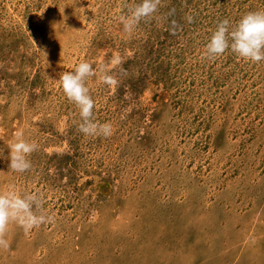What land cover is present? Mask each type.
Listing matches in <instances>:
<instances>
[{
	"label": "rangeland",
	"instance_id": "374dc122",
	"mask_svg": "<svg viewBox=\"0 0 264 264\" xmlns=\"http://www.w3.org/2000/svg\"><path fill=\"white\" fill-rule=\"evenodd\" d=\"M138 3L0 0V194L36 195L46 217L9 222L0 264H264V61L204 55L264 0H158L126 33ZM81 61L108 137L79 131L59 86ZM18 130L37 145L23 173Z\"/></svg>",
	"mask_w": 264,
	"mask_h": 264
},
{
	"label": "clouds",
	"instance_id": "9594fccd",
	"mask_svg": "<svg viewBox=\"0 0 264 264\" xmlns=\"http://www.w3.org/2000/svg\"><path fill=\"white\" fill-rule=\"evenodd\" d=\"M157 5L158 0H140V3L131 9L129 16L119 18L124 32L131 34L143 18L150 17L155 13ZM189 21H191V17H189ZM226 51H231L244 61L253 63L264 61V10L246 12L234 24H230L227 19L217 24L205 45L204 55L209 59H214ZM120 63L121 60L118 56L112 61L113 67ZM100 71L105 73L100 77V82L115 88L118 84L117 79L107 74L103 67L100 68ZM95 75L96 72L92 64L88 61H81L71 71L60 74L58 82L66 99L79 110L82 121L78 126L79 131L86 136L108 137L113 132L111 124L97 123L92 119L95 105L86 83L89 78ZM7 147L9 150L8 167L12 171L23 173L31 168L28 157L36 150L37 145L26 140L22 131L18 130L15 133L13 141ZM33 206L40 207L36 195L29 194L22 197L15 191L0 194V234L6 231L10 221L18 223L25 231L38 228L45 223L46 217L34 214ZM0 246L7 247V241L0 238Z\"/></svg>",
	"mask_w": 264,
	"mask_h": 264
}]
</instances>
